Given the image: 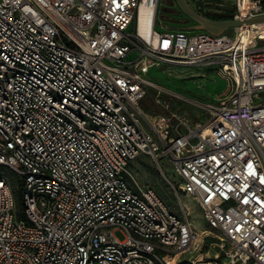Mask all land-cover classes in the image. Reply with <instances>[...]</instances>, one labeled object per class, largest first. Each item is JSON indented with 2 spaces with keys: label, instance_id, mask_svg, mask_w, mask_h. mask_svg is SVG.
Here are the masks:
<instances>
[{
  "label": "built area",
  "instance_id": "2783aa9c",
  "mask_svg": "<svg viewBox=\"0 0 264 264\" xmlns=\"http://www.w3.org/2000/svg\"><path fill=\"white\" fill-rule=\"evenodd\" d=\"M144 1L154 13L148 33ZM192 1L212 20L264 15L261 0ZM159 6L0 0V166L17 174L22 193L20 207L0 177V264L204 262L193 255L205 233L192 210L179 215L129 169L141 153L220 233L215 264L222 255L221 264H264V38L238 39L241 26L160 30ZM163 65L218 69L228 89L211 121L190 125L142 107L156 86L148 72Z\"/></svg>",
  "mask_w": 264,
  "mask_h": 264
},
{
  "label": "rangeland",
  "instance_id": "374dc122",
  "mask_svg": "<svg viewBox=\"0 0 264 264\" xmlns=\"http://www.w3.org/2000/svg\"><path fill=\"white\" fill-rule=\"evenodd\" d=\"M188 2L192 7L196 6L194 1L188 0ZM261 8L258 5L256 10L261 11ZM193 23L175 0H160L157 29L161 30L165 27L189 29L194 25ZM260 25L264 27V23ZM148 75L156 86L149 88L145 98L147 103L156 109L157 114L173 118L175 121H186L190 125L206 124L211 121L213 111L219 104V95L228 89L227 80L212 65L199 68L194 66L176 68L163 65L161 68L151 69ZM159 87L163 89L160 90ZM162 167L168 179L178 188L181 178L166 160L162 161ZM129 169L140 184L155 188L168 206L179 215H183V205L192 210L191 218L197 227L208 233L200 245L199 253L194 252L193 255L206 261L209 260L207 257H211L210 260L215 261V254L220 252L221 235L206 224L198 203L191 196L184 198L183 203L180 202L157 163L144 153L129 164ZM0 177L11 182L17 202L21 207L22 193L19 188L21 181L17 174L6 166H0ZM115 233L122 238L120 231ZM189 256L190 254L187 253L183 257L188 258ZM222 260L223 255L219 259V264Z\"/></svg>",
  "mask_w": 264,
  "mask_h": 264
},
{
  "label": "water",
  "instance_id": "95a60500",
  "mask_svg": "<svg viewBox=\"0 0 264 264\" xmlns=\"http://www.w3.org/2000/svg\"><path fill=\"white\" fill-rule=\"evenodd\" d=\"M180 9L190 18L195 24L190 26L189 29L195 30H206L213 35H221L232 28L238 27L245 24H250L252 22H262L264 21V15L249 18L245 21L242 20H212L203 17L198 12H196L188 3L187 0H175Z\"/></svg>",
  "mask_w": 264,
  "mask_h": 264
},
{
  "label": "bare ground",
  "instance_id": "6f19581e",
  "mask_svg": "<svg viewBox=\"0 0 264 264\" xmlns=\"http://www.w3.org/2000/svg\"><path fill=\"white\" fill-rule=\"evenodd\" d=\"M153 9L151 8V5L148 1H144L140 8V14H139V25L141 32L148 33L153 25ZM262 22H252L250 25L252 27H247L245 24L241 25V28L238 30V39H245L249 40L251 45H255V34H260L264 38V27H262L260 24H263ZM251 29V30H250ZM197 75V74H196ZM201 233H205V235H208V233L200 229ZM210 255V253H209ZM215 257H218L217 254H215ZM192 264H215L213 260H207L204 262H198V261H191Z\"/></svg>",
  "mask_w": 264,
  "mask_h": 264
},
{
  "label": "trees",
  "instance_id": "16d2710c",
  "mask_svg": "<svg viewBox=\"0 0 264 264\" xmlns=\"http://www.w3.org/2000/svg\"><path fill=\"white\" fill-rule=\"evenodd\" d=\"M259 5L262 7V8H261V9H262L261 11H264V1L261 0V2L259 3ZM142 107H143L146 111H148L149 113H151V114H153V115L157 114L156 109H154L151 105H149V104L147 103V100H146V99H144V100L142 101Z\"/></svg>",
  "mask_w": 264,
  "mask_h": 264
},
{
  "label": "flooded vegetation",
  "instance_id": "af4514ba",
  "mask_svg": "<svg viewBox=\"0 0 264 264\" xmlns=\"http://www.w3.org/2000/svg\"><path fill=\"white\" fill-rule=\"evenodd\" d=\"M184 13V12H183ZM185 14V13H184ZM186 15V14H185ZM187 16V15H186ZM188 17V16H187ZM189 18V17H188ZM192 20V19H191ZM193 21V20H192ZM194 22V21H193ZM193 24H195V22L193 23Z\"/></svg>",
  "mask_w": 264,
  "mask_h": 264
}]
</instances>
